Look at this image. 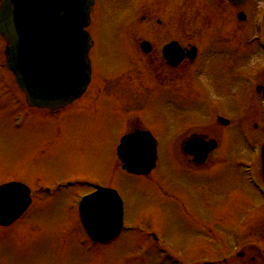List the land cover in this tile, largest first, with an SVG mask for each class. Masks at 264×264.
<instances>
[{
    "label": "rangeland",
    "instance_id": "374dc122",
    "mask_svg": "<svg viewBox=\"0 0 264 264\" xmlns=\"http://www.w3.org/2000/svg\"><path fill=\"white\" fill-rule=\"evenodd\" d=\"M258 1L254 19L258 10L264 7V0ZM175 4L174 10L172 8L168 12H159L160 8H157L154 14H143L153 19L162 16L164 21H174L175 25L180 17L178 12H181ZM130 6L127 4L122 9L120 0H99L94 14L92 32L96 44L101 47L95 58L105 78H112L118 73L134 74L135 63L126 64L129 58V46L126 48L128 37L144 36L155 45L168 38L166 32L160 29L157 33L154 25L141 22L135 27V10ZM198 8L201 9L198 5L188 13L189 36L196 40L200 37L197 34L201 27L198 20L201 14L196 12ZM209 30L210 34L204 31L203 37L212 42L213 37H228L229 33L236 31V27L227 23L222 30L214 26ZM253 35L263 33L253 32ZM5 47V40L0 37V63L5 60ZM200 47L202 52L211 48L205 42ZM186 78L192 87L199 90L214 76L199 70L186 75ZM147 83L143 80V84ZM176 85L181 84L177 82ZM176 90L174 88V94ZM18 93L11 74L0 73V183L15 180L12 177L15 175L17 181L25 183L33 191L38 183L54 186L61 180L97 183L113 188L125 202L126 228L129 231L101 250L90 248L79 243L80 233L75 226L77 218L73 211L75 206H71L72 202L75 203L77 192L83 190L88 193V190L76 186L56 193L53 198L40 194L35 196L32 208L18 223L11 228L0 229V264H168L151 247L152 238L149 234L146 236L143 230L156 232L164 241L172 256L159 251L168 258L169 264L216 262L221 258L217 253L224 251L222 247L232 245L233 233L244 229L238 224L241 218L245 223L256 215V209L252 210L254 213H244L257 205L260 197L256 190L241 184L235 187L226 175V170L234 171L235 165H212L215 166L212 171H190L182 164L178 147L176 152L172 150L167 122L171 119L168 117L173 119L175 133L184 132L187 126L193 132L199 124L210 121L209 118H202L201 99L195 97L197 101L193 102L188 90L181 91L179 103L187 108L182 112L176 107L168 108L170 99L167 91L154 89L145 95L127 92L122 102L116 104H79L58 117L31 112L25 116L22 127L15 130V110L25 112L20 105L25 98ZM120 104L123 106L120 107ZM230 105L233 110L231 116L241 117L240 104L237 107L234 102ZM221 109L224 113L231 110L226 104H222ZM124 110L131 113L132 121L137 120L146 128L156 123L161 150L158 166L150 177H133L117 169L114 149L118 139L111 134L118 125L128 120ZM243 130L238 125L225 131L223 140L226 147L223 152L234 153L229 151L235 147V141H244ZM175 142L179 145L181 141ZM237 171L244 173L242 169L237 168ZM216 197L220 199L216 200ZM260 206L259 209L264 210V206ZM250 232L244 234H247L245 241L264 247L261 241L264 240V233L252 238ZM146 248L147 251L141 254L140 250Z\"/></svg>",
    "mask_w": 264,
    "mask_h": 264
},
{
    "label": "flooded vegetation",
    "instance_id": "af4514ba",
    "mask_svg": "<svg viewBox=\"0 0 264 264\" xmlns=\"http://www.w3.org/2000/svg\"><path fill=\"white\" fill-rule=\"evenodd\" d=\"M174 2H176L175 6L180 7L178 11H181L178 12L180 17L175 21V25L174 21H164L162 16L160 18L154 17L153 19L152 16L143 14L144 12L154 14L157 12V8H160L159 12L163 13L172 10V8L174 10ZM256 3H260V1L248 0L245 5L236 6L227 0H120L122 9L127 4L135 8V11L138 12V23L145 22L147 25H154L153 27L157 33L158 29H160L162 32H166V38H168L155 45L144 36L140 38L135 37L133 43H130L133 47L130 50L133 52H130L131 54L128 55L133 57L135 63L134 74L126 75L118 73L112 78H105L102 71H99V64L95 58V54L101 47L94 42L91 52L92 80L87 93L81 100L64 110L54 113L55 115L53 116L57 117L78 104L88 103L94 106L100 102L116 104L119 101L121 103L127 92L133 94L141 92V80L143 78L140 77L144 73L151 77V81L156 86H158V83L162 84L165 82L167 89L173 91L175 83L181 82V88L184 87L188 90L189 83L186 75H190L191 72L197 73L201 70L203 74L209 73L212 77L214 76L209 84L204 83L203 88H200L198 91V96L203 104L201 106L204 113L202 118H209L210 121L200 124L196 131L191 133L189 131L186 132L182 139L185 141L194 135H198L204 138L206 142L214 140L217 147L210 153L206 163L203 165H199L194 160V157L183 151L184 160L188 168L204 171L212 169V165H223L225 167L229 165L232 167L233 164L236 167L238 164H246L251 167L247 168L250 175L237 171V168L234 171H229L226 175L231 178L235 187L241 184L246 188H253V186L264 188L261 160V152L264 147V101L262 98L264 91V37H236L233 35L228 37H213L214 41L205 42V45L209 44L211 47L209 50L214 51L209 52L205 56L202 55L200 47L203 40L197 43L194 41L195 38L190 37L191 35L189 36L188 20L190 9L194 10L199 5L201 9L198 8L196 12L201 14L199 19L203 23L204 30L212 26H218L221 30L227 23L237 28V22H242L246 25L250 24L249 27H251L253 25L251 18L253 15L254 19L253 13L257 8ZM240 13L245 15L244 21H240L238 17ZM145 42L149 44H145ZM172 42L180 44L185 54L184 59L176 65L168 63L164 57L165 47ZM211 44L214 46H211ZM194 46L197 48V53L194 58H191L189 51ZM238 52L246 55L241 56ZM203 56L205 59H203ZM133 82L135 84H132ZM258 87L262 89L261 92H258ZM233 102L236 107L239 104L241 106L242 116L239 118L231 116L233 115V110L230 104L233 105ZM222 104H226L231 109L229 113L222 111ZM121 106L123 105L120 104ZM173 107L174 102L171 101L169 108L173 109ZM206 108L213 109V114L206 116ZM123 112L125 114V110ZM220 117L227 119V124L220 122ZM169 119H171V122H168V136L170 139H175L174 137L178 134L173 130V119L170 117ZM242 123H246L247 125V129L243 130L248 132V135H245L243 132L245 141H235V147L233 146V149L229 151L231 153L234 152L232 155L223 152L226 147L223 140L225 139V131L238 125L242 126ZM155 125L153 124L152 127L146 128L137 120H133L132 122L128 120L127 123L124 122L118 125L116 130L114 129L111 134V137L125 136L136 130H149L154 134L156 132L153 130L156 129ZM256 154L260 157V162L251 166V159L249 158ZM219 199L220 197H216V200ZM257 201L258 203L262 201L260 205L264 206V199L260 197ZM258 203L257 207L254 206L256 215L249 220L251 221L249 223V230L254 232V235L261 234V232L264 233V210L259 209L261 206ZM258 213H260L259 216L257 215ZM231 246L222 247L224 251L217 253L221 254L220 256L222 257L216 262L213 261L214 264H264V247L249 244L245 247L243 244L242 246ZM239 249L241 252L236 255V251Z\"/></svg>",
    "mask_w": 264,
    "mask_h": 264
},
{
    "label": "water",
    "instance_id": "95a60500",
    "mask_svg": "<svg viewBox=\"0 0 264 264\" xmlns=\"http://www.w3.org/2000/svg\"><path fill=\"white\" fill-rule=\"evenodd\" d=\"M0 35L6 48L7 68L33 106L58 109L81 97L90 80L88 53L94 0H0ZM157 142L133 135L123 139L119 157L124 169L148 175L156 166ZM203 161L209 152H191ZM102 204V205H100ZM31 205L22 184L0 187V226L17 221ZM99 209L98 213H93ZM90 210V215L89 211ZM87 232L99 242L119 235L123 203L115 191L102 190L81 206Z\"/></svg>",
    "mask_w": 264,
    "mask_h": 264
}]
</instances>
